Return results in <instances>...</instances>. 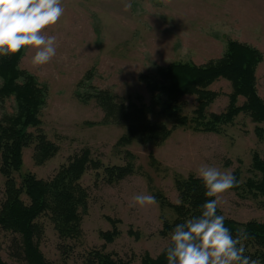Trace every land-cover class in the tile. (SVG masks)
I'll use <instances>...</instances> for the list:
<instances>
[{"label":"rangeland","instance_id":"374dc122","mask_svg":"<svg viewBox=\"0 0 264 264\" xmlns=\"http://www.w3.org/2000/svg\"><path fill=\"white\" fill-rule=\"evenodd\" d=\"M63 6L65 13L60 21L44 31L57 38L55 57L47 64L35 65L34 49L27 46L19 64L45 88L39 115L42 129L60 149L44 164L36 165L32 148H25L21 173L49 179L71 156L87 148L92 159L102 165L125 164L130 152L134 156L131 160L147 176L132 174L109 184L102 170L92 166L81 180L89 195L82 239L65 256L60 249L63 240L51 220L43 216L45 235L39 241L40 249L54 264H81L82 256L94 248L141 264L144 254L156 258L168 246L170 239L160 231L163 216L169 217L172 212L158 201L134 206L133 197L153 195L154 187L177 203L175 176H197L201 165L232 174L239 170L244 181L252 173L255 152L264 154V139L258 138V125L246 113L237 116L220 134L176 127L165 140L144 139L141 134L130 139L133 135L127 122L102 124L106 110L92 97L106 90L125 105L148 103L151 95L143 75L174 61L205 65L222 55L228 40L248 43L264 56V0H63ZM257 76L259 94L264 98V58ZM210 88L219 95L208 112L225 111L230 82L220 79ZM184 102V113L192 116L196 96L187 95ZM17 113L14 95L0 97V120ZM167 125L172 126L170 122ZM122 136L129 137L128 144L119 145ZM152 159L159 166L152 165ZM3 197L4 178L0 173V208ZM218 209L239 223H264L261 203L241 197L235 189L221 194ZM114 224L119 234L109 242L103 234ZM10 244L0 236L3 260L27 264L13 254Z\"/></svg>","mask_w":264,"mask_h":264},{"label":"trees","instance_id":"16d2710c","mask_svg":"<svg viewBox=\"0 0 264 264\" xmlns=\"http://www.w3.org/2000/svg\"><path fill=\"white\" fill-rule=\"evenodd\" d=\"M23 53L24 48L15 54L0 57V97L14 95L18 104L17 115L0 120V173L4 178L0 236L11 242L13 254L27 264H54L40 249L39 241L45 235L41 218L47 216L51 220L63 240L60 249L65 256H69L74 251V244L83 236V219L89 212V195L81 183L87 170L92 166L101 169L109 184L118 183L132 174H147L142 173V167L136 166L135 160H131L134 156L130 152H127L128 161L125 164L102 165L92 159L87 148L71 156L49 179H40L31 172L22 174L25 148H32L36 165L44 164L60 149L42 129L39 115L45 99V88L34 74L20 69ZM263 58L260 49L238 40H228L222 55L205 65L174 61L167 66H157L154 72L143 75L151 95L148 103L125 105L116 101L117 97L106 90L97 92L92 98L106 110L102 124L127 122L133 135L130 139L141 134L144 139L165 140L176 127L220 134L241 113L248 114L257 123L255 133L259 139H264V98L259 94L257 76ZM220 79L231 84L228 106L220 113L208 112V107L219 95L210 87ZM187 95L196 96L197 104L192 116L185 114L183 109ZM241 99H244L243 103H240ZM168 122L171 127H168ZM128 142L129 137L122 136L119 145ZM151 164L159 166L155 159ZM251 172L242 181L240 171L236 170L234 175L238 183L232 189L243 198L257 200L264 207V154L255 152ZM175 185L180 204L171 202L160 190L152 188L161 207L172 212L169 217L163 216L160 231L163 237L169 239L176 224L199 216L201 205L207 199H212L205 196L206 189L194 174L175 176ZM217 214L222 212L217 209ZM224 223L234 237L247 234L248 238L242 241L244 254L256 264H264V223L249 221L243 224L229 217ZM114 225L103 234L109 242L119 234ZM165 249L156 258L144 254L141 264H167ZM82 258L81 264H132L99 248L89 250ZM0 264H8L1 254Z\"/></svg>","mask_w":264,"mask_h":264},{"label":"clouds","instance_id":"9594fccd","mask_svg":"<svg viewBox=\"0 0 264 264\" xmlns=\"http://www.w3.org/2000/svg\"><path fill=\"white\" fill-rule=\"evenodd\" d=\"M65 13L63 0H0V57H7L31 46L32 62L47 64L57 53L55 35L44 31L55 26ZM207 199L199 216H193L172 230L170 244L164 250L167 264H256L245 255L246 233L233 236L225 226L226 216L218 215L221 194L237 186L231 172H222L211 165L196 170ZM151 194L133 197V205H154ZM180 204V201H177Z\"/></svg>","mask_w":264,"mask_h":264}]
</instances>
